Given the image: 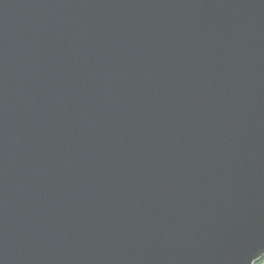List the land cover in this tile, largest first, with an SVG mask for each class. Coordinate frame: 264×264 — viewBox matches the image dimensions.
Returning a JSON list of instances; mask_svg holds the SVG:
<instances>
[{
	"label": "water",
	"instance_id": "water-1",
	"mask_svg": "<svg viewBox=\"0 0 264 264\" xmlns=\"http://www.w3.org/2000/svg\"><path fill=\"white\" fill-rule=\"evenodd\" d=\"M264 258V0H0V264Z\"/></svg>",
	"mask_w": 264,
	"mask_h": 264
},
{
	"label": "trees",
	"instance_id": "trees-1",
	"mask_svg": "<svg viewBox=\"0 0 264 264\" xmlns=\"http://www.w3.org/2000/svg\"><path fill=\"white\" fill-rule=\"evenodd\" d=\"M263 262H264V258L261 259L260 261L256 262V264H263Z\"/></svg>",
	"mask_w": 264,
	"mask_h": 264
},
{
	"label": "rangeland",
	"instance_id": "rangeland-1",
	"mask_svg": "<svg viewBox=\"0 0 264 264\" xmlns=\"http://www.w3.org/2000/svg\"><path fill=\"white\" fill-rule=\"evenodd\" d=\"M263 264H264V262H263Z\"/></svg>",
	"mask_w": 264,
	"mask_h": 264
}]
</instances>
